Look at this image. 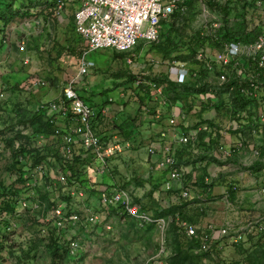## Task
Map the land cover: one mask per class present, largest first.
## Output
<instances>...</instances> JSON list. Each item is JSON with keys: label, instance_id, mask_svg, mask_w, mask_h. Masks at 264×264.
I'll return each mask as SVG.
<instances>
[{"label": "rangeland", "instance_id": "obj_1", "mask_svg": "<svg viewBox=\"0 0 264 264\" xmlns=\"http://www.w3.org/2000/svg\"><path fill=\"white\" fill-rule=\"evenodd\" d=\"M209 1L194 0L192 7H187L185 11L179 10L180 14L176 18V26L181 30L180 33L183 38L192 36L200 31H203L204 34L206 31L213 32L210 25L215 23L224 27L223 22H225L226 27L236 29L241 26L242 17L238 14H242L243 9H235L234 14L226 22L221 13L208 5ZM216 1L223 5L227 0ZM46 2L48 0H20L18 3L30 9L34 14L29 16L17 15L3 28V33L0 34V183L2 182L5 186L14 185V187L20 189L15 212L8 214L7 211H1L0 209V242L2 243L0 244V264H51V256L47 248V237L51 229H56L62 240L68 241L69 238H73L80 242L79 254L67 258L65 261L63 260L62 264H145L152 257L161 254L163 249L165 254L162 257L168 261V258L174 256L178 249L177 232L173 226L175 219L172 214H163L172 216L171 221H173L169 225V229L166 232V240H164L157 229V225L150 224L146 227H140L131 217L116 213L110 207L104 206L99 198L100 191H89L82 187L80 183H75L72 186L62 183L59 180V170L61 169H59L57 163L55 164V159L52 156L47 159L49 165L46 164L45 172L38 174H33L32 172L25 185L17 182V174L10 170L11 151L4 139L12 136L18 137L15 141L16 146L20 143H28L25 138L18 136L17 131H20L22 135H26L31 130L25 128L20 121L29 117L39 108L40 104L56 100L55 97L58 96V93H62L63 88L67 85L66 76H72L77 83H81L82 78L86 76L87 80L92 84L97 83L96 90H102L113 84L112 78L104 77L102 73L93 74V69L101 68L106 70L107 66L113 63V49L106 48L89 51L85 58L90 67L88 72L90 74L81 76L79 75V58L72 56L66 48H63L72 36L70 25L73 23L74 16L72 11L76 3L70 2V6L67 5L66 7L67 11L65 10L62 15H53L51 19L46 21L36 11L42 8ZM252 11L250 10L249 13H252ZM167 33L168 28L162 24L160 27V40L156 43L141 41L133 50L132 55L128 56L125 62L122 61L123 67L130 69L138 76L142 75V78L143 75L153 77L157 73L168 72L174 64L171 58L175 59L181 54L187 55L188 49L184 48L181 51H174L170 56L165 57L166 53L160 51L159 47L155 45L163 43ZM171 39H174L175 44L178 45L181 38L172 33ZM23 40L26 41V45L25 50L22 51L20 46ZM207 47L205 49L208 53L212 52L211 50H213L215 55L220 53L216 49ZM49 55L53 58V64ZM129 57L132 59L131 63L128 61ZM194 62H189L187 66L189 68L193 67L195 65ZM112 66L116 67L117 65L113 63ZM243 69H239V73L242 75H244ZM208 72L210 76H208V80L213 83L220 82L218 78L220 74H228L227 69L224 68L216 79L214 69ZM245 72L247 75L249 71ZM170 77L174 80L171 74ZM119 81H123V79L120 78ZM127 91L130 94L133 92L131 89L125 90L120 87L116 90L108 91L104 96L93 98L95 102H92L94 106H101L106 102H99L98 98H104L107 101L108 98H112L113 101H108L109 104H115L116 109L118 106H120L119 108L124 107L126 113L135 116L138 108L137 103L132 101V99L128 100V98L126 99V106L123 104L125 98L121 94ZM208 97L216 98L214 94ZM156 98L154 96L152 102L145 104L146 107L144 109L146 111L151 107H155L159 111L158 113L164 111L166 96L164 97L162 93L160 97ZM199 98L196 101V111L193 110L187 114L186 121L189 126L179 123L178 127L182 125L184 129L173 130L172 135L177 131L187 134L188 129L192 128L200 120L199 113L201 112H198V109L201 105L199 102L201 99L207 98ZM222 98L227 101L229 95H223ZM212 107L209 105L203 114V118L214 117L216 112ZM117 111L112 110L110 112L113 114ZM222 111L228 113L227 110ZM262 111H264V108ZM176 116L180 118L179 115ZM158 119L159 121L163 120L161 117L153 120ZM106 121L105 127L107 130L105 132L113 131L114 124L110 119H106ZM117 121L119 122L120 119ZM150 121L152 119L148 115L147 119H145V124L141 127L142 132H144L141 135L143 139H141L142 137L140 138V134L138 137L135 136L134 139L130 140L132 146L119 155L108 159V165L106 166L116 175L118 180L116 187L124 189V183H127L125 190L130 191L133 198L143 197L144 203L149 199L144 197L145 194L151 187H154L151 182L154 178L153 172L158 171L156 169L157 164L150 161L149 143H147L145 138L147 136L148 140H150L149 134L152 136L154 134L156 137L159 133L157 128L151 127ZM234 122L236 121L230 115L221 118V128L225 138H222L223 140L221 139L220 143L236 149V152L229 156L227 160H224L225 158L221 156L220 150L210 149L208 146L201 145L198 141L190 144H177L176 142L172 144L170 142V144L174 148L178 166L183 169H185L184 167H194L190 171L191 175L213 176L214 180L211 186L217 185L215 182L220 177L223 179L224 187L227 190L229 188L228 185L236 186L231 196L226 195V192L207 194L208 187H206V191L202 190L200 193L202 195L200 196L198 192H195V188L192 189L194 184L187 182L189 173H182V180L184 179L183 182H187L190 193V197L183 202L191 203L193 201L196 204L193 215L203 220L201 225L204 224L203 227H206L204 230H207L209 225H214L216 230L230 227L229 234L225 236H219L218 234L213 239L209 251H199L197 247V253L204 257V263L264 264V190L260 191L261 188L264 189V164L260 170L259 168L256 170L250 169V166L257 159L260 157L264 159V153L262 154L260 145H253V136L255 135L259 140H262L264 136H262L261 132H259L260 134L247 135L246 141L243 142L239 135L233 134V131L238 127V123ZM230 135L233 138L235 135L242 142L234 143ZM58 140V137L45 139L39 136L33 146L37 145L41 148L46 146L56 150L59 149V146L61 148ZM232 144H235V146ZM256 148L260 151L259 158H256L258 156H255L256 154L254 153ZM133 157L137 158L134 162H132ZM213 158L217 162L213 161ZM146 159L149 164L144 166L142 163L146 162ZM46 172L51 181H45ZM118 174L122 177L118 176ZM144 174L148 176L150 188L146 183L143 185L137 183V180H143L142 175ZM98 180H102L105 183L110 182L108 171L105 170L104 173H101L98 176ZM166 182H169V179ZM27 183L30 184L28 185ZM80 189L84 191L82 197L77 194ZM158 189L157 198L154 200L155 204L152 202L146 207L154 217L159 215L156 213L157 209L165 210L167 209L166 205H169L166 191ZM73 191L76 194H73ZM92 197L96 198L95 203L92 202ZM2 200L3 198H0V203ZM53 202L54 206L50 207V203ZM211 205H220L227 212L230 210L232 217L230 224L226 222L227 219L224 217L217 220L208 217ZM84 206H89L99 215L100 218L97 223L87 224L85 222L86 212ZM59 207L66 208V216L72 212H77L81 218V222L77 226L66 228L67 231L65 230L63 236L60 233L64 232V230L61 231L56 228L52 217L55 210ZM182 228L183 226L181 230L184 231V228ZM41 239H44V241H40ZM33 243L38 244V246L32 252L31 256L33 257L27 258L28 254L26 251ZM183 246L185 245L183 244Z\"/></svg>", "mask_w": 264, "mask_h": 264}, {"label": "trees", "instance_id": "obj_2", "mask_svg": "<svg viewBox=\"0 0 264 264\" xmlns=\"http://www.w3.org/2000/svg\"><path fill=\"white\" fill-rule=\"evenodd\" d=\"M19 1L20 0H0V8L6 9L0 10V34L3 33V28L9 22H11L13 18L17 17V15L23 14L29 16L34 14L30 11V9L21 6V4L18 3ZM54 3V0H48V2H46L42 8L36 10L37 13L41 14L45 20L48 21L51 19V17H53V15H56V7ZM193 3L194 0H187L185 3L186 8L192 7ZM208 5L212 9H216L219 13H221L226 22L234 14L233 12L235 9H243L242 14L237 13L240 17H242V21L240 22L241 26L237 29L228 26L226 27L225 22H223L224 27L220 26L219 29H216L213 32L206 31L204 34L203 31H200L196 32L192 36L183 38L182 34L180 33L181 30L176 26V18L180 14L179 10L162 21V24L168 28V33L165 36V41L155 46L159 47L160 51L166 53L165 57L170 56V54L174 51H181L184 48L188 49L187 55L181 54L175 59L171 58L172 62L174 63L183 62L187 65L189 62L195 61V65L193 67L189 68V66H187L190 73L185 82L181 83L173 80L170 77L169 71L157 73L153 77L150 75H143L142 78V75L138 76L130 69L123 67L122 65V61L125 62L127 57L132 55L133 51L120 52L115 49H113L112 62L116 63V67H113L112 63L107 66L106 70L101 68L93 69V74L102 73L104 74V77L112 78V86L103 88L102 90H96L97 83L92 84L87 80L86 76L82 78L81 83H77L74 78H72V76H66V84L74 80V89L77 91L79 96L98 111V115L92 120V125L94 130L101 136L102 141L109 143L114 139V135H119L123 140H132L134 138L133 136L145 124V119H147L148 115L151 116V119L160 117L161 119H164L167 116L169 118L171 116V110L175 106H179L181 108V115H185L187 119V114L193 110L196 111V101L200 99L199 97H204L207 99H201L199 102L201 105V107L198 109V112H201L199 113L200 120L193 126L194 128H198L197 139L191 141L190 143L198 141V143H201L203 146H208L213 150H219V143L223 137L221 118L228 115H230V117L234 119L239 125L233 131V134L239 135V137L244 139V141H246L247 135L260 134L259 132H261L263 134L262 136H264V123H259L260 115L263 112L262 109L264 108V77H259V80L257 81H255L254 78L252 79L251 76H249V73L253 71V66L250 67L251 69H245L244 64L238 67H232L229 65L226 67L228 72V80L221 84L219 82L213 83L210 82L211 80H208L210 76L208 75L209 70L206 66L207 60L204 57H197V51L199 48H203L206 51L205 48L209 46L210 49H216L217 51L221 52L226 41L243 43L253 42L263 31L264 12H260L258 8H255L254 0H227L223 5L219 4L216 0H210ZM250 10H253L252 13H249ZM70 28L72 31V36L68 39L69 41L67 45L65 44L63 48H66V50H68L72 56L79 58L80 62L83 56L85 57L90 51L89 46L87 41L76 32L74 21L71 23ZM172 33L178 35V37L181 38L178 45L175 44L174 39H171ZM211 51L213 52V50ZM49 56L50 61L53 64V58L51 55ZM242 68H244V75L238 72V70ZM223 69L224 67L219 65L214 67L216 79L217 75H219ZM245 71H249L247 75ZM88 74L90 73L83 75ZM120 78L123 79V81H119ZM140 79L141 82L138 83V80ZM252 83L259 86L257 89L258 97L254 95H248L243 91V89H248L250 91L253 90ZM152 84H156L155 87H153ZM159 86L162 87L161 93L157 91V87ZM88 87H92L93 90L88 89ZM120 87H123L125 90H133L131 94L128 91L123 93V98H125V101L123 100V104L126 106V99L128 98V100L132 99V101L137 103L138 108L135 116H131L130 114L126 113L125 109L115 112L116 115L115 113L112 114L110 111H106V113L103 114L101 111L103 109L102 107H104L106 104H109L108 101L112 102L113 100H108L104 105L101 106H94L93 102L95 101L93 98L97 96H104L108 93V91L116 90ZM162 93L164 94V97L166 96L164 100V111L158 113L159 111L156 110L155 107H151L148 111H146V109H144L146 107L145 104L152 102L154 100V96L155 98L160 97V94ZM209 93L214 94L216 98L208 97L207 95ZM223 95H229L227 101H224V98H222ZM40 105L39 108L35 110L29 117L20 121L24 124L25 128L31 130L30 133L26 135H22L20 131H17L18 136L25 138L28 143H20L18 146H16L15 141L18 137L12 136L4 139L6 145L11 151L12 161L10 170L17 174V182L23 183L25 185L27 182L26 180L31 176L33 169L39 164L44 165V168L46 169V164L49 165L47 159L49 156H52L55 159V164H58L59 169L68 175L72 185L75 183H80L82 187L86 188L85 183L88 181V179L84 178V176L86 175L88 169L95 168L97 165L95 156L90 150H87L83 146L77 144V147L75 146L72 158L66 159L61 154L60 146L59 149L56 150L46 146L44 148L38 147L37 145L33 146L37 142L36 140L39 136L45 139L58 137V141L61 145L60 133L64 131V129L58 124V119L55 121V116H50L47 110L41 108ZM209 105L213 106L212 108L215 109L216 115L213 118H203V114ZM222 110H227L228 113H224ZM158 114L159 117H157ZM106 119H110L114 124L113 131L111 130L105 132L107 130L105 127L107 123ZM119 119L120 121L118 122L117 120ZM181 128L184 129L182 125ZM254 128L258 130V133H253ZM206 138H208L207 141H205ZM261 150L263 154L264 146H261ZM261 159L263 158L260 157L259 160L250 166V169L256 170L259 168L260 170L261 166L264 164V162L260 161ZM213 161L217 160L213 158ZM27 166L29 167L28 169H26ZM33 174L35 173L33 172ZM45 175V181H51L47 172ZM137 183L142 185L144 184L143 181L141 182L139 180H137ZM126 184L127 183H124V189L127 187ZM93 185H97V183L94 182ZM155 191L156 186L152 187L145 194L144 197L149 198L146 203L143 202V197H135L134 200L136 203H140L142 207L146 209L147 205L151 204L152 202L155 204V198L153 196ZM19 193V188L14 187V185L5 186L1 182L0 198H3L2 202L0 203L1 211H7L8 214L14 213L18 204ZM51 206H54V202L50 203V207ZM176 208L177 205H171L165 210L157 209L156 211V213L159 214L157 217L165 216L163 214L166 213L172 214L176 220H174L173 226L177 232L178 249L174 256L168 258V264H206L203 261L204 257L200 253H197L196 250L200 245V239L198 237H189L184 231L181 230V222L184 220V216L182 215V211H179ZM65 210L66 208L64 211ZM113 211L119 213L118 207L113 209ZM177 215L179 216L178 219L176 218ZM66 225L69 227L65 226V229L73 228L70 227L71 225L69 224ZM60 235L63 236V232H61ZM40 241H44V239H41ZM47 241V248L51 256V264H62L63 260L65 261L67 258H71L69 255V242L62 240L61 237H59L56 229L50 230ZM0 244L2 243L0 242ZM183 244L185 246H183ZM37 246L38 244L34 243L30 246L28 251H26L28 254L27 258L33 257L31 256L32 252L36 250Z\"/></svg>", "mask_w": 264, "mask_h": 264}, {"label": "built area", "instance_id": "obj_3", "mask_svg": "<svg viewBox=\"0 0 264 264\" xmlns=\"http://www.w3.org/2000/svg\"><path fill=\"white\" fill-rule=\"evenodd\" d=\"M54 2L57 15L63 14L68 3H77L78 6L74 11L75 29L87 41L90 51L111 48L120 52H131L141 41L149 43L158 42L160 40L162 21L178 10L185 11L187 0H54ZM254 2L255 8H258L260 12H264V0H254ZM210 26L213 31L220 27L218 23L211 24ZM25 45L26 41L23 40L20 46L22 51L25 50ZM197 57H204L207 60L206 66L210 71L216 65L225 69L229 65L238 67L244 64L247 69H251L250 67L253 66L254 69L250 76L257 81L259 77H264V28L253 42L226 41L219 54L208 53L203 48H200L197 51ZM128 61L131 63L132 59L129 57ZM89 68V64L83 56L80 61L79 75L88 73ZM169 73L173 76L174 80L183 83L188 78L190 71L186 63L176 62L170 67ZM227 75L225 73L219 75L220 84L228 80ZM139 82H141V79L138 80ZM155 85L152 84L153 87ZM252 87L253 90L251 91L248 89H243V91L248 95L258 97L257 89L259 86L252 83ZM157 91L161 93L162 87H157ZM207 96H212V94L209 93ZM40 107L46 109L50 116H55V121L61 117L69 123V127L60 133L61 154L66 159L72 158L75 146L79 144L85 149L90 150L94 154L95 160L100 164L99 167L104 169L110 157L122 152L125 147L130 146L129 142L123 144L117 138L109 143L102 141L101 136L94 130L92 125V120L98 115V111L79 96L74 89V80L63 88L62 97L59 100L49 101ZM101 111L103 114L106 113V109L104 108ZM176 118V114L173 113L170 117V124L176 125ZM259 121V123H264V111L261 113ZM253 132L258 133V130L254 128ZM161 136L166 137V132H162ZM196 139L197 134L192 136L179 135V141L184 144H188ZM219 150L224 158H228L236 152L235 148L227 147L221 143ZM157 151L163 153L159 166L170 169L172 179H179L183 171L178 166L173 146L165 144L159 150L155 146L149 148V152L152 155L156 154ZM254 153L257 155L258 150H255ZM33 172L35 174L44 173V165H37L33 169ZM59 175V180L62 183L68 186L72 185L66 173L59 170ZM27 184L29 185L30 183ZM72 193L76 194L74 191ZM77 194L79 197H82L84 192L80 189ZM182 194L183 197H188L189 195L188 191H183ZM101 201L108 205L122 207L123 211L138 222L140 227L147 224L157 225L162 238L166 240V231L171 218L150 215L140 205L133 202L128 191L118 187H114L109 191L103 190ZM84 210L86 212L85 222L87 224H94L99 221V215L92 208L84 206ZM52 217L56 228L61 231L64 230L63 233H65L66 224L71 225L70 227H75L81 222V218L77 212H72L66 216L62 207L57 208ZM182 226L188 236L200 239L198 250L204 252L211 249V242L218 234L219 236H225L229 234L230 229V227H223L216 230L210 226L207 230L200 232L188 222H183ZM68 242L69 255L71 257L77 256L80 252V242L73 238H69ZM163 254H165L164 249L161 254L152 257L145 264H168L167 260L162 257Z\"/></svg>", "mask_w": 264, "mask_h": 264}, {"label": "crops", "instance_id": "obj_4", "mask_svg": "<svg viewBox=\"0 0 264 264\" xmlns=\"http://www.w3.org/2000/svg\"><path fill=\"white\" fill-rule=\"evenodd\" d=\"M67 5H69L70 6V4L68 3ZM77 3H76V5H74V10L72 11L73 13V16H74V11L76 10V8H77ZM67 7V6H66ZM66 11H67V8L65 9ZM64 13V12H63ZM73 21H74V17H73ZM28 39V38H27ZM93 87V86H92ZM92 87H88V89H90V90H93V88ZM121 96H123V93L121 94ZM62 97V93H58V96L57 97H55L56 98V100H59L60 98ZM98 100H99V102H106L107 100L106 99H104V98H102V99H99L98 98ZM108 100H112V98H108ZM120 106H118V108L116 109L115 108V104H106V105H104V107H102V108H104V109H106V111H112V110H124V107H121V108H119ZM101 108V109H102ZM173 113H175L176 115H179V117L180 118H176L177 119V125H172V124H170V117L172 116V114ZM182 113H181V108L179 107V106H175V107H173V109L171 110V116L168 118V116L167 117H165L163 120H161V121H159V120H153L152 119V121H150L151 122V127L152 126H154L155 128H157L159 131V133H158V135H156V137H155V135L153 134V136L151 135V134H149V137L151 138L150 140H148V138H147V136H145V138L147 139L146 141H147V143H149V148L151 147V146H155L156 147V149L157 150H159L160 148H162V146L163 145H165V144H169V145H171L173 142H176L177 144L179 143V144H184V143H181L180 141H179V135H181V134H183V135H188V136H192V135H194V134H197L198 133V128H191L190 127V129H189V131H188V133L187 134H184V132H182V131H180V132H174V135H172L173 133H172V131L173 130H181V127H178V124L179 123H182L183 125H185V126H189L188 125V122L186 121L187 119H186V116L185 115H181ZM216 115V114H215ZM214 115V116H215ZM157 117H159V114L157 115ZM58 124L63 128V129H67L68 127H69V123L65 120V119H62L61 117L60 118H58ZM144 127H146V126H144ZM162 132H166V137H162L161 136V133ZM182 132V133H181ZM190 132V133H189ZM142 133V134H141ZM227 133V132H226ZM139 134H140V138L141 139H143V136H141V135H143L144 134V132H142V128H140L139 129V131L133 136V137H138L139 136ZM224 136V135H223ZM230 137H231V140L234 142V143H238L239 141H240V139H238L237 137H235V135H234V138H233V136H231L230 135ZM254 138H253V145L254 146H259L260 147V149H261V146H264V138L262 139V140H259V139H257L256 138V136L254 135L253 136ZM115 138H117V139H119V141L121 142V143H126V142H129L130 143V146L129 147H125L124 149H123V151L122 152H124L126 149H128V148H130L131 146H132V143H131V141L130 140H123V139H121V137L119 136V135H114V139ZM223 139L225 138V137H222ZM134 139V138H133ZM206 139H208V138H206ZM222 139V140H223ZM241 140H243V142H245L244 141V139H241ZM170 142H171V144H170ZM240 142H242V141H240ZM254 142H255V144H254ZM232 145H234L235 146V144H232ZM231 145V146H232ZM77 147V146H76ZM149 150V149H148ZM255 150H258V154L257 155H255V156H258L259 154H260V151H259V149H255ZM254 150V151H255ZM122 152H120V153H122ZM120 153H118V154H116V155H119ZM150 153V152H149ZM150 161L151 162H153V163H156L157 165H156V169L158 170V171H154L153 172V176H154V178L152 179V184H154V186H156V191H155V193H154V198L156 199L157 198V192H158V188H160V190L162 191V190H164V191H166V194H167V199H168V202H169V205H166L167 206V208H169L171 205H177V208L176 209H178L179 211H182V215L184 216V220H182V222H181V226H182V223L183 222H188V223H190V224H192L193 226H195V227H197L198 228V230L201 232L202 230H204L205 228L203 227L204 226V224L203 225H201V223L203 222V220L201 219V218H197V216H195V215H193L194 214V212H195V203L192 201L191 203L190 202H188V203H184L183 201H186L187 200V198H189L190 197V193H189V187H187V182L189 181L190 183H192V184H194V186H192V189L193 188H195L196 189V191L195 192H198V194L201 196L202 194H200L201 192H202V190H204V191H206L205 189H206V187H208V190H207V194H212V193H219V192H226V195H232L233 194V192H234V190L236 189V186L235 185H228V190L226 189V187H224V181H223V179H221L220 177H219V179L218 180H216V184L217 185H214V186H211L212 184V182H213V180H214V177L212 176V177H209L208 175H205L204 177L202 176V175H191L190 174V171H192L193 169H194V167L193 166H190V167H184L185 169H183L182 168V171L185 173V172H187V173H189L188 175H187V177H188V179H190V180H188L187 179V182L185 183V182H183L184 181V179L182 180V176L179 178V179H172L171 178V176H170V169H168V168H161L160 166H159V161L162 159V157H163V153L161 152V151H157L156 152V154H154V155H152L151 153H150ZM115 156V155H114ZM221 156H223V155H221ZM111 158V157H110ZM109 158V159H110ZM220 158V157H219ZM224 158V157H223ZM256 158H259V156L258 157H256ZM134 160H137V158L136 157H133L132 158V162H134ZM224 160H227V158H225ZM257 160H259V159H257ZM260 161H262V162H264V159H261ZM215 162H217V161H215ZM219 162V161H218ZM256 162V161H255ZM254 162V163H255ZM147 163V164H146ZM97 167H95V168H91V169H88L87 170V173H86V175L84 176V178H86V179H88V181L85 183V185H86V188L85 189H87V190H89V191H92V190H98V191H100V196H99V198L101 199V194H102V191L103 190H111V189H113L114 187H116V186H112V185H117L118 184V180L116 179V175H114V173H112L108 168H104V169H100V164L97 162ZM137 164V163H136ZM142 164H144V166H146V165H148L149 163L147 162V159H146V162H144V163H142ZM107 165H108V162H107ZM150 168H151V166H150ZM108 171V173H109V178H110V182H107V183H105L104 181H100V180H98V176L101 174V173H104V171ZM142 170V169H141ZM182 172V173H183ZM120 174H118V176H119ZM121 176V175H120ZM193 176V177H192ZM122 177V176H121ZM133 177H135V176H133ZM130 178V177H129ZM142 178H143V182L144 183H146V184H148L149 185V188L151 187V185L149 184V180L147 179L148 178V176L146 175V174H144V175H142ZM167 179H169V182H166V180ZM139 181H141V180H139ZM141 181V182H142ZM94 182H96L97 183V185H93V183ZM99 183V184H98ZM231 184V183H230ZM208 185V186H207ZM152 188V187H151ZM150 188V189H151ZM224 190H223V189ZM122 189V188H121ZM149 189V190H150ZM125 190V189H124ZM262 190H264L263 188H261V192H262ZM126 191H128V190H126ZM183 191H188V193H189V195H188V197H183V194H182V192ZM84 192V191H83ZM129 193H130V191H128ZM131 195V194H130ZM198 195V196H199ZM93 198V197H92ZM131 198H132V200H133V202L134 203H136L135 202V200H134V198L131 196ZM95 199L96 198H93V200H92V202L93 203H95L94 201H95ZM102 202V201H101ZM102 204L104 205V206H108V207H110L112 210L113 209H116V207H118V212L119 213H122V214H125V215H127L124 211H123V209H122V207H120L119 208V206H114V205H108V204H106V203H103L102 202ZM138 205H140L141 207H142V205L140 204V203H137ZM142 209L143 210H145V211H147L150 215H152V216H154L153 214H151V212H149L147 209H144L143 207H142ZM230 209H232V208H230ZM229 212H227L225 209H223L222 207H220V205H211V207H210V211H208V217H211L212 219H214V220H217V219H222L221 217H224L225 219H227V221L226 222H229V224H230V222L232 221V217H231V214H230V210H228ZM128 216V215H127ZM130 217V216H129ZM156 217V216H155ZM158 217H166V218H172V216H158ZM132 218V217H131ZM177 219L179 218V216L177 215V217H176ZM133 219V218H132ZM134 220V219H133ZM135 221V220H134ZM136 222V221H135ZM173 221H171L170 223H172ZM137 224H138V222H136ZM170 223H169V225H170ZM147 225H150V224H147ZM147 225H145V226H143V227H146ZM210 226H212V227H215L214 225H209L208 227H210ZM203 228V229H202ZM168 229H169V226H168ZM168 229H167V231H168ZM183 229V228H182ZM166 231V232H167ZM184 231H185V229H184ZM185 233H186V231H185ZM186 235H187V233H186ZM188 236V235H187ZM190 237V236H189Z\"/></svg>", "mask_w": 264, "mask_h": 264}]
</instances>
